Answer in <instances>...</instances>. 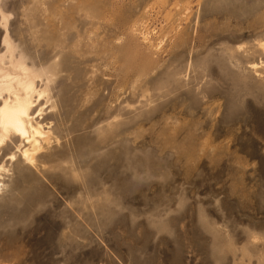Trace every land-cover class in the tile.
<instances>
[{
    "label": "rangeland",
    "instance_id": "374dc122",
    "mask_svg": "<svg viewBox=\"0 0 264 264\" xmlns=\"http://www.w3.org/2000/svg\"><path fill=\"white\" fill-rule=\"evenodd\" d=\"M4 38L49 140L0 148V264H264V0H0Z\"/></svg>",
    "mask_w": 264,
    "mask_h": 264
},
{
    "label": "bare ground",
    "instance_id": "6f19581e",
    "mask_svg": "<svg viewBox=\"0 0 264 264\" xmlns=\"http://www.w3.org/2000/svg\"><path fill=\"white\" fill-rule=\"evenodd\" d=\"M3 44L4 53L0 55V148L11 144L12 140L24 142L30 147L21 151V157L33 165L41 151V143L49 140L48 133H43L41 125L35 122V119L49 117L44 106L49 77L45 71L28 67L21 53L16 56L7 38ZM260 48L264 52V41ZM257 67L256 64L251 65L252 69Z\"/></svg>",
    "mask_w": 264,
    "mask_h": 264
}]
</instances>
